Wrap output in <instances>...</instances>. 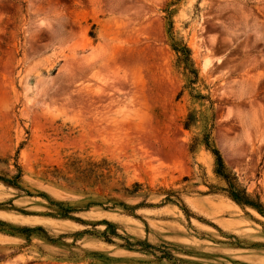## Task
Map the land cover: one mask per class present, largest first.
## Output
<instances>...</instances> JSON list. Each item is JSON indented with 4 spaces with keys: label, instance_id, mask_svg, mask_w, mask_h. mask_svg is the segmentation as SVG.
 <instances>
[{
    "label": "rangeland",
    "instance_id": "1",
    "mask_svg": "<svg viewBox=\"0 0 264 264\" xmlns=\"http://www.w3.org/2000/svg\"><path fill=\"white\" fill-rule=\"evenodd\" d=\"M209 128L264 202V0H0V264H264V216L188 150Z\"/></svg>",
    "mask_w": 264,
    "mask_h": 264
},
{
    "label": "trees",
    "instance_id": "2",
    "mask_svg": "<svg viewBox=\"0 0 264 264\" xmlns=\"http://www.w3.org/2000/svg\"><path fill=\"white\" fill-rule=\"evenodd\" d=\"M170 5L171 4H168L165 8L169 45L176 55L175 65L177 68H180L182 70V73L186 79L185 87L190 88V91H192L194 90L193 85L199 79L198 70L196 69L194 65V61L191 56L190 48L187 46L185 42H183L180 39H177V37L173 33L172 10L170 9ZM190 94L192 95L194 99H197V100H209V97L207 95H203L200 93L192 94L191 92ZM211 120H213L212 116H211ZM195 121H196L195 114L193 112H188V114L186 115V117L184 118L182 122L183 127L185 129H189L192 125H194ZM210 137H211L210 128L207 129V131L203 132L201 136H192L190 139V142L188 143V150L190 152H194L199 145H203L207 150H209L214 157L213 173L219 180L223 181L224 183V186L221 187V190L242 209L249 207L264 216V202L261 201L259 194H256V193L251 194L246 191V189L239 182L235 173L232 172L230 169H228V167L224 164L218 150L212 146ZM103 162H105V160H103ZM18 169L19 171H21L19 167ZM76 171L81 175H85V172H88L89 170L86 167H82L81 164H78L76 166ZM20 176L21 175L19 172L18 174L12 176L11 180L9 179L5 180L4 178H1V180L7 184L18 187L19 184L17 181L20 178ZM97 176L98 178H101V183L103 185H106L105 180L109 178V175H106L103 171H101ZM119 184L121 185V187H118L115 189L119 192H122L127 195H132L137 192V189L135 188L130 189L129 187L124 186L122 182H120ZM134 186L138 187L139 184L135 183ZM170 195H171L170 193L167 195V197L165 198V201H173L172 198H170ZM110 199L112 201H116V199L114 198H110ZM56 203L59 205L60 209L54 214L59 215L61 217H70L69 213L71 212L70 210L71 207L69 206L64 207L63 202H56ZM115 203H120L126 209L128 208V206L124 204L123 202H115ZM142 204L143 202L139 203L136 206L130 207V208L131 209L137 208L138 206H141ZM103 223H105L107 226H112V224L107 220H103ZM25 229H29V228H25ZM104 238L107 241H110L105 235H104ZM125 246L127 248L132 247L130 243L125 244Z\"/></svg>",
    "mask_w": 264,
    "mask_h": 264
}]
</instances>
